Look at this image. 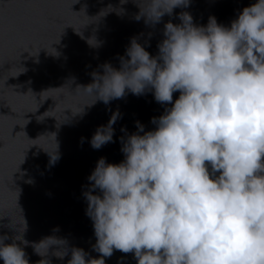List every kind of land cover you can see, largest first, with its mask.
I'll use <instances>...</instances> for the list:
<instances>
[{
  "label": "clouds",
  "instance_id": "obj_1",
  "mask_svg": "<svg viewBox=\"0 0 264 264\" xmlns=\"http://www.w3.org/2000/svg\"><path fill=\"white\" fill-rule=\"evenodd\" d=\"M133 3L134 18L154 26L190 0ZM176 16L179 23L164 24L155 55L132 37L119 67L98 65L91 83L77 87L105 104L151 93L164 107L152 130L139 121L135 132L122 127L123 160L100 157L87 177L82 195L99 257L71 246L59 228L28 241L24 220L3 226L14 233L0 234L3 264H30L28 246L41 257L37 264L53 257L105 264L114 250L132 253L137 264H264V0L244 7L230 26L215 16L206 25L187 11ZM119 118L117 110L97 127L93 149L114 142ZM50 156V165L59 159Z\"/></svg>",
  "mask_w": 264,
  "mask_h": 264
},
{
  "label": "water",
  "instance_id": "obj_2",
  "mask_svg": "<svg viewBox=\"0 0 264 264\" xmlns=\"http://www.w3.org/2000/svg\"><path fill=\"white\" fill-rule=\"evenodd\" d=\"M255 2L190 0L187 8L177 7L171 17L150 26L134 18L139 9L133 0H0V234L13 235L3 226L12 222L22 227L25 220V239L38 242L59 228L56 235L98 258L82 195L87 177L100 157L109 163L123 160L122 127L135 132L139 121L145 131L152 130L151 118L159 117L164 107L151 93H128L105 104L77 87L91 83L90 73L98 65L119 67L132 37L155 55L164 24L179 23L176 14L181 11L189 12L197 25L215 16L219 24L230 26L239 11ZM178 96L173 93V100ZM83 106V114H76ZM117 110L121 118L113 125L114 142L93 149V133ZM56 152L59 159L50 165ZM25 252L30 264L41 259L30 246ZM69 258L52 261L67 264ZM118 262L137 264L132 253L119 250L105 258V264Z\"/></svg>",
  "mask_w": 264,
  "mask_h": 264
}]
</instances>
